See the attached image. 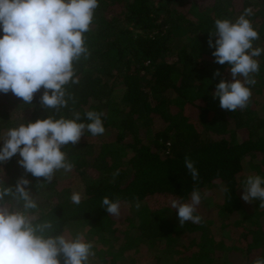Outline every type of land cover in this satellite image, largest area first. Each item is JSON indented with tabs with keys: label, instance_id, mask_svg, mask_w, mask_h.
Instances as JSON below:
<instances>
[{
	"label": "trees",
	"instance_id": "obj_1",
	"mask_svg": "<svg viewBox=\"0 0 264 264\" xmlns=\"http://www.w3.org/2000/svg\"><path fill=\"white\" fill-rule=\"evenodd\" d=\"M248 7L259 33L253 46L264 49V0H98L84 33L89 55L74 61L78 83L65 86L66 107L45 109L43 88L30 105L11 92L0 93V139L13 127L48 116L74 119L79 113L80 122L88 123L87 111L102 113L111 137L85 131L76 145L63 146L74 167L64 175L58 170L51 183L26 173L17 154L0 163V186L14 187L27 177L38 204L29 212L34 222L50 221L53 236L84 231L100 243L91 251L101 264H117L123 250L108 246L120 233L101 206L104 197L119 200L120 207L139 203L137 223L130 216L125 220L138 230V241L171 244L193 236L189 264H252L264 256V208L258 200L249 212L241 193L246 160L264 177V52L256 57L260 67L252 74L256 83L249 86L248 106L232 112L213 96L221 80L232 81L230 66L215 62L208 43L217 19L235 21ZM185 157L193 160L198 180L185 167ZM193 189L202 198L219 195L221 203L211 210L212 222L220 223L214 234L227 230L231 241L220 238L221 247L213 252L207 247L216 242L202 223L201 203L195 213L201 221L183 227L171 207L173 199L190 201ZM73 192L82 195L78 205L71 201ZM6 199L22 209V202Z\"/></svg>",
	"mask_w": 264,
	"mask_h": 264
},
{
	"label": "clouds",
	"instance_id": "obj_2",
	"mask_svg": "<svg viewBox=\"0 0 264 264\" xmlns=\"http://www.w3.org/2000/svg\"><path fill=\"white\" fill-rule=\"evenodd\" d=\"M98 0H0V93L11 92L23 103L30 105L34 95L43 88L40 103L45 109L66 107L65 86L78 83L74 78V61L87 58L84 33L90 30ZM245 8L235 21L217 19L210 32L209 47L214 48L215 62L230 66L232 81L221 80L213 93L220 107L229 111L245 109L252 96L249 86L255 85L254 73L259 72V57L264 49L254 47L259 39ZM215 37V40H213ZM215 75H220L219 70ZM74 119L47 118L22 123L9 129L0 147V163L19 155L18 163L33 177L51 183L58 170L71 171L74 165L66 158L62 147L76 145L85 131L93 136L105 132L102 113L87 111L88 123ZM171 145H169L170 147ZM185 167L193 180L199 172L193 160L185 157ZM114 175H118L114 173ZM27 177L17 180L14 187L0 186V264H88L94 255L92 243L77 235L68 239L63 234L49 235L50 221L36 223L30 210L38 208L37 201L26 187ZM245 202L259 200L264 208V177L250 175L243 181ZM22 202V209L10 206L9 199ZM82 195L73 192L71 201L80 204ZM202 200L201 192L193 189L190 201L171 200V207L181 227L185 222L196 224L201 217L196 213ZM107 213L120 214L119 200L104 197L101 205ZM139 207V203L136 205ZM252 264H264V256Z\"/></svg>",
	"mask_w": 264,
	"mask_h": 264
},
{
	"label": "rangeland",
	"instance_id": "obj_3",
	"mask_svg": "<svg viewBox=\"0 0 264 264\" xmlns=\"http://www.w3.org/2000/svg\"><path fill=\"white\" fill-rule=\"evenodd\" d=\"M2 109V106H0V110ZM88 132H86L87 134ZM89 134H91L89 132ZM112 133L105 132L101 137H111ZM85 139V138H83ZM100 139V138H98ZM103 153L105 155L109 154L108 149H104ZM243 172V180H245L250 175H260L259 171L256 169L255 163L252 160H246V165ZM63 175L67 174L63 169H61ZM243 182H242V188L241 193L243 195L244 188H243ZM215 187H213L214 191ZM207 197H203L201 200V207L204 211L202 214L203 221L202 223L209 229L212 230V234L215 240V247L208 246L211 251L213 252L216 248H220V244L218 243V240H223L226 243H229L231 241V236H229L228 231H223L222 233L214 234L218 231L220 228V223H213L212 220H216V213L212 214L213 207L218 206L221 202L218 200L219 195H217V192H213V194H207ZM258 200H253L251 202H248V208L249 212H252L255 208V205L257 204ZM136 209L137 206L135 202L128 203L124 206L120 207V214L112 215V217L117 221L115 224V228H118L119 233L115 237H112V240L110 244V247L113 250L121 251V255L118 257V263L117 264H189L187 262V252L191 250L189 246V240L193 236L184 235L181 237V239L176 243H165V242H156L155 244H151L147 240L138 241L135 238V234L138 233V230L136 228H132L129 224L125 222L126 217L133 218L134 221L137 223V215H136ZM31 215V214H29ZM33 216V215H31ZM207 224H209L207 226ZM215 225H218L217 227ZM190 226V223H187V227ZM74 230V229H73ZM129 230L128 232H126ZM82 234L84 239L88 242L96 243V245H99L100 243L95 242V240H92L91 237H86V234L84 231L80 230H74L69 231L67 233L66 238L68 239H75L77 235ZM107 236H109L107 234ZM200 237V236H198ZM96 239V238H94ZM98 241V240H97ZM132 242L131 244H129ZM129 245V246H128ZM198 250V249H197ZM196 250V251H197ZM93 252V251H92ZM94 253V252H93ZM89 264H101V260L99 257H97L94 253V255H91L89 257Z\"/></svg>",
	"mask_w": 264,
	"mask_h": 264
}]
</instances>
